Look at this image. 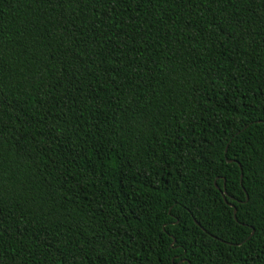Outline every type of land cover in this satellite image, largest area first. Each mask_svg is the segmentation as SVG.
I'll return each mask as SVG.
<instances>
[{
    "label": "trees",
    "instance_id": "1",
    "mask_svg": "<svg viewBox=\"0 0 264 264\" xmlns=\"http://www.w3.org/2000/svg\"><path fill=\"white\" fill-rule=\"evenodd\" d=\"M188 263L264 264V0H0V264Z\"/></svg>",
    "mask_w": 264,
    "mask_h": 264
},
{
    "label": "water",
    "instance_id": "2",
    "mask_svg": "<svg viewBox=\"0 0 264 264\" xmlns=\"http://www.w3.org/2000/svg\"><path fill=\"white\" fill-rule=\"evenodd\" d=\"M225 152H227V149H226ZM229 162H232V161H229ZM241 178H242V175H241ZM224 199H225V198H224ZM225 201H226V199H225ZM226 202H227V201H226ZM228 205H229L230 207H233V208H234V218H235V220H237V218H236V212H237V210H236L235 206L232 205V204H229V203H228ZM195 223L199 226V223H198L197 221H195ZM204 231H205V230H204ZM253 234H254V230L252 231L251 236H253ZM188 264H190V263H188Z\"/></svg>",
    "mask_w": 264,
    "mask_h": 264
}]
</instances>
